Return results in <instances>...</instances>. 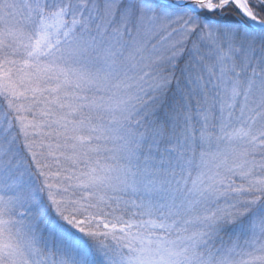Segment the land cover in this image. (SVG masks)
<instances>
[{
  "label": "snow or ice",
  "instance_id": "6c2138e0",
  "mask_svg": "<svg viewBox=\"0 0 264 264\" xmlns=\"http://www.w3.org/2000/svg\"><path fill=\"white\" fill-rule=\"evenodd\" d=\"M0 264H264V0H0Z\"/></svg>",
  "mask_w": 264,
  "mask_h": 264
}]
</instances>
